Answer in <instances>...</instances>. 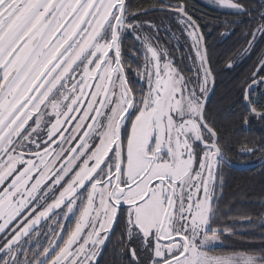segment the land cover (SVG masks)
<instances>
[{"label": "snow or ice", "instance_id": "obj_1", "mask_svg": "<svg viewBox=\"0 0 264 264\" xmlns=\"http://www.w3.org/2000/svg\"><path fill=\"white\" fill-rule=\"evenodd\" d=\"M205 6L231 17L216 19L241 62L257 57L228 116L264 125V0ZM197 11L0 0V264H264V200L220 207L234 162Z\"/></svg>", "mask_w": 264, "mask_h": 264}, {"label": "trees", "instance_id": "obj_2", "mask_svg": "<svg viewBox=\"0 0 264 264\" xmlns=\"http://www.w3.org/2000/svg\"><path fill=\"white\" fill-rule=\"evenodd\" d=\"M129 3L135 10L136 8H149L155 5L157 0H129ZM192 3L196 5L197 15L206 17V20L201 21V23L207 24L204 31L211 32L207 35V40L213 49L214 69L219 73L215 94L212 96V108L218 113V118L225 126L224 136L230 142V150L227 155L234 162V166L226 167L224 171L226 186L223 189V200L220 207L227 212L234 205L231 214L233 218L237 212H248L249 214L259 212V202L264 200V153L242 155L240 149L244 146L242 143L244 141H249L250 145L264 141V125L254 122L245 127L236 121L235 117L228 116L231 101L229 92L233 89L234 82L249 71L257 57L253 55L241 62L240 57L236 55V51L240 47L237 37L233 36L228 39L221 37V33L225 29L220 26L216 18L224 20L231 17L211 7H206V4L200 0H192ZM162 16L163 13L154 12L143 18L159 23ZM161 36L163 37L164 34L161 33ZM229 62L238 66L228 69ZM221 219L224 223L231 222L227 217ZM233 239H238V237ZM226 243L231 244L232 241Z\"/></svg>", "mask_w": 264, "mask_h": 264}, {"label": "rangeland", "instance_id": "obj_3", "mask_svg": "<svg viewBox=\"0 0 264 264\" xmlns=\"http://www.w3.org/2000/svg\"><path fill=\"white\" fill-rule=\"evenodd\" d=\"M201 2L205 3V4H209L210 0H200ZM173 43H175V41H173Z\"/></svg>", "mask_w": 264, "mask_h": 264}, {"label": "flooded vegetation", "instance_id": "obj_4", "mask_svg": "<svg viewBox=\"0 0 264 264\" xmlns=\"http://www.w3.org/2000/svg\"><path fill=\"white\" fill-rule=\"evenodd\" d=\"M179 55H181V53L178 52V53H177V56H179Z\"/></svg>", "mask_w": 264, "mask_h": 264}]
</instances>
